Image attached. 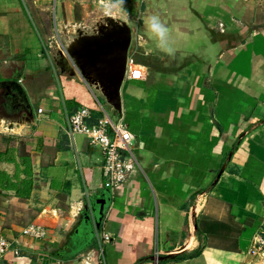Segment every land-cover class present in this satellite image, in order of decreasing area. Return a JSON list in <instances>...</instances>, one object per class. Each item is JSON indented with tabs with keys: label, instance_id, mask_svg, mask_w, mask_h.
<instances>
[{
	"label": "crops",
	"instance_id": "obj_1",
	"mask_svg": "<svg viewBox=\"0 0 264 264\" xmlns=\"http://www.w3.org/2000/svg\"><path fill=\"white\" fill-rule=\"evenodd\" d=\"M31 1L0 0V235L17 247L0 264H155L195 251L159 264H264L251 252L264 226V0L118 6L145 73L124 80L121 112L69 55L66 68L54 58L92 13ZM81 106L123 117L134 136L136 163L114 189L101 150L66 134ZM109 196L98 227L97 200ZM32 223L47 237L24 234ZM94 232L112 235L103 250Z\"/></svg>",
	"mask_w": 264,
	"mask_h": 264
},
{
	"label": "built area",
	"instance_id": "obj_2",
	"mask_svg": "<svg viewBox=\"0 0 264 264\" xmlns=\"http://www.w3.org/2000/svg\"><path fill=\"white\" fill-rule=\"evenodd\" d=\"M65 55H69L65 48L61 47ZM144 68L135 59L128 55L125 79H142ZM42 111V109H39ZM103 115L94 120L91 109L81 106L67 116L66 134L71 142L75 143L79 134L87 136L90 143L98 147L103 154L102 173L104 185L114 189L124 182L130 170L136 163L134 157V136L125 124L123 117L112 118L104 108ZM24 234L29 237L44 239L48 235V229L41 224H29L24 229ZM100 249L103 245L112 240L109 232L96 233L95 237ZM17 247L7 237L0 235V259L4 258L9 251H15ZM251 252L259 256L264 253V226L261 229L259 240L254 244ZM155 264H159L156 261Z\"/></svg>",
	"mask_w": 264,
	"mask_h": 264
},
{
	"label": "water",
	"instance_id": "obj_3",
	"mask_svg": "<svg viewBox=\"0 0 264 264\" xmlns=\"http://www.w3.org/2000/svg\"><path fill=\"white\" fill-rule=\"evenodd\" d=\"M105 17L108 22L102 29H95V32H105L115 39L114 42L102 46L88 45L87 42L90 37L83 36L82 33L79 36L78 34H73L66 38L67 50L74 57L76 67L89 84L99 90L115 110L121 112V87L125 80L127 59L133 38V28L127 21L113 15L105 14ZM98 33L96 34L98 35ZM59 52L62 51L59 50ZM59 63L63 67H67L66 58H61ZM26 110L31 114L30 105H27ZM224 168L225 164L221 169V173ZM97 201L100 203V206L96 213V218L97 225L100 227L110 202V196L108 199L101 198ZM169 257V255H156L153 256V260L160 262Z\"/></svg>",
	"mask_w": 264,
	"mask_h": 264
},
{
	"label": "flooded vegetation",
	"instance_id": "obj_4",
	"mask_svg": "<svg viewBox=\"0 0 264 264\" xmlns=\"http://www.w3.org/2000/svg\"><path fill=\"white\" fill-rule=\"evenodd\" d=\"M58 0H49V7L48 9L43 10V12H57L55 10V4ZM70 0H62L59 4L60 7V12H81L84 11V9L82 8V10L80 11V8L82 7V4L79 1L82 0H73V2L75 3V5L70 4L69 2ZM88 2H96L97 0H87ZM101 1V0H99ZM113 4L110 3H106V4H110L111 6H119V7H123V3L124 2H133L134 0H110ZM28 4L30 2H32L31 0H27ZM102 3H104V1H101ZM84 12H89V11H84ZM90 12H98V11H90ZM100 12H104V14L100 13L96 19H94V16L89 15L88 18L86 19L87 23L85 24L87 28L84 29V26L82 27V25H84L83 23L79 26V29L77 31L78 36L80 35V33H82L83 36L86 37H90V39L88 40V45H106L111 42H114L115 39L113 37H110L109 35H107L105 32H95V29H102L103 26L108 22V20L105 17V14L108 11H100ZM111 15V14H110ZM105 30V29H104ZM81 31V32H79ZM98 33V35L96 34ZM96 35V36H95ZM94 36V37H93ZM119 40V39H118ZM120 42V41H119ZM133 43V38L131 41V45ZM60 50V49H59ZM58 52L56 53V55L54 56L55 60H57L59 62V60L62 58H66V55L62 52ZM68 51V50H67ZM69 57L75 61L74 57L71 55V53L68 51ZM76 72V71H74Z\"/></svg>",
	"mask_w": 264,
	"mask_h": 264
},
{
	"label": "rangeland",
	"instance_id": "obj_5",
	"mask_svg": "<svg viewBox=\"0 0 264 264\" xmlns=\"http://www.w3.org/2000/svg\"><path fill=\"white\" fill-rule=\"evenodd\" d=\"M101 1H104V3H102ZM101 1L97 0L96 2H93V3L91 1L88 2L87 0L79 1V4H80V2L82 4V7L80 8V11L82 10V8L84 9V11L86 10V11H89V12L90 11H98V12H90V13H92V15H94V17H97L100 13L104 14V12H100V11H108L106 14H111V15H113L115 17H119V15L121 16L123 11H121L118 8V6H111L110 4H113V3L110 0H101ZM69 2H70V4L75 5V3H74L75 1L73 2V0H70ZM106 3H110V4H106ZM55 10L57 12H60L59 0L55 4ZM84 11H81V12H84ZM52 15H53V12H52ZM30 16L32 17L31 22H32L34 28H37V30H38L39 23L37 21V18H35L34 14H31ZM31 17H30V19H31ZM77 21L79 23L80 21H83V19L82 18H77ZM130 23H131V26L133 27V23L134 22L130 21ZM107 107L110 108L108 105H107ZM109 112L111 113V111H109ZM112 112L114 113V111H112Z\"/></svg>",
	"mask_w": 264,
	"mask_h": 264
},
{
	"label": "clouds",
	"instance_id": "obj_6",
	"mask_svg": "<svg viewBox=\"0 0 264 264\" xmlns=\"http://www.w3.org/2000/svg\"><path fill=\"white\" fill-rule=\"evenodd\" d=\"M150 30L154 32L161 40H164L168 33V28L160 21L159 17L157 16L151 17ZM164 50L169 55H174L175 50L173 48L166 47Z\"/></svg>",
	"mask_w": 264,
	"mask_h": 264
},
{
	"label": "trees",
	"instance_id": "obj_7",
	"mask_svg": "<svg viewBox=\"0 0 264 264\" xmlns=\"http://www.w3.org/2000/svg\"><path fill=\"white\" fill-rule=\"evenodd\" d=\"M93 115H94V120L98 119V118H95V114H93ZM198 253H199V251H195L192 254L177 253L175 255H171L170 258H173V259H183V258H186V257L194 256V255H196Z\"/></svg>",
	"mask_w": 264,
	"mask_h": 264
}]
</instances>
